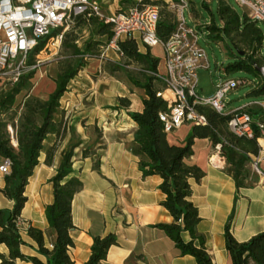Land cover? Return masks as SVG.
<instances>
[{"label":"trees","instance_id":"1","mask_svg":"<svg viewBox=\"0 0 264 264\" xmlns=\"http://www.w3.org/2000/svg\"><path fill=\"white\" fill-rule=\"evenodd\" d=\"M121 2L131 5H157L159 18L156 34L161 40H165L175 28L174 11L169 9L163 0ZM188 2L193 4V15H198L196 2ZM212 2L215 4V12L211 11L205 2L199 1V5L208 12V19L202 28L209 40L217 45L221 42L228 49L231 61L225 65L224 71L243 70L253 74L257 86L252 87L248 94L264 95V82L255 70V66H264L261 28L245 13L239 14L229 1ZM86 24L93 26L90 37L82 46H78L76 41L80 36L79 30ZM110 36L111 27L103 20L92 16H76L69 29L62 34L60 47L65 49L67 56L59 63V69L52 77L54 88L45 99L26 93L22 101L15 105L17 94L32 86L30 79L34 71L23 75L18 82L0 88V156L10 161L9 172L2 175L3 187L0 188V193L13 202L11 208H0V246H3V249H0V264H16L17 259L33 264H73L68 254L69 247L73 245L70 235L73 229L71 200L80 190L82 182L72 166V157L74 148L82 141L76 138L74 130L63 122L59 100L67 90L70 80L86 65L84 57H97L98 48L105 44ZM45 40L43 38L38 41L33 53L41 50ZM118 45L123 61L128 65L139 66L140 78L135 79L128 74V79L144 93L141 109L128 112L136 124L133 140L137 146L138 169L142 178L151 175L161 178L158 189L164 194V199L160 204L172 217L169 223H156L153 226L163 230L180 254L193 256L196 264H213L206 250L204 237L196 230L200 217L197 207L190 200L192 189L189 179L198 182L204 171L196 164L187 163L186 159L193 154L192 145L195 138H205L212 146L219 144V153L224 157L228 166L227 172L232 176L236 187L248 186L251 183L245 181L248 174L246 163L249 162L250 155L259 151V132L253 124L252 136H236L227 128V116L221 115L209 105L197 103L195 109L204 115L206 122L192 124L182 143H170L158 117L159 112L166 111L168 107L167 102L155 94L159 82L154 73L157 72L159 59L150 53L148 47L144 52L138 51L134 39L125 38L120 40ZM117 100L119 106L128 108L129 98L122 96ZM14 105L18 111H12ZM10 111L13 113L9 114ZM245 111L252 119L264 118L260 107H249ZM8 126L13 130L12 136ZM66 130L70 132L71 139L61 151L55 172L48 180L52 185L53 197L51 202L44 205L47 229L43 231L32 225L26 227L25 232L36 244L37 252L36 255H27L21 250L26 241L22 238V229L17 224L26 201L24 187L38 162L37 158L43 150V140L47 134L55 136V141L45 151L44 161L50 164L57 140ZM94 153L90 145L81 150L83 158ZM183 232L189 235L186 241L182 238ZM223 237L232 264H264V232L256 233L244 242H238L231 235L229 224L226 223ZM45 238L50 246L45 245ZM115 243L114 233L93 235L89 256L83 264H101L108 248Z\"/></svg>","mask_w":264,"mask_h":264},{"label":"crops","instance_id":"2","mask_svg":"<svg viewBox=\"0 0 264 264\" xmlns=\"http://www.w3.org/2000/svg\"><path fill=\"white\" fill-rule=\"evenodd\" d=\"M94 1L99 4L101 11L106 9L103 5L107 0ZM163 1L166 3L168 0ZM129 5L131 4L114 0L108 7L110 13L106 15ZM84 26L88 32L93 28L90 24ZM81 38L82 35L76 41L78 46ZM88 38L89 36L86 39ZM136 42L138 51L144 52L147 47ZM86 77L89 79H85ZM100 84L104 86L102 90L99 88ZM53 88L52 82L48 92L40 98L45 99ZM134 88L133 92L126 95L124 80L108 77L94 81L86 72L81 71L70 80L59 100L63 122L82 141L74 148L72 157V166L80 177L82 186L71 200L73 229L70 235L73 245L69 247L68 254L73 264H83L90 253L92 236L114 233L116 243L108 248L101 264H196L193 256L180 254L163 230L153 226L156 223H169L172 217L160 204L164 199V194L158 189L161 178L158 175L142 178L138 169L137 146L133 140L136 124L128 112L141 109L144 93L141 88ZM134 92L139 95L135 105L134 98L130 97ZM122 96L129 98L128 108L119 106L117 98ZM112 106L117 107L111 108ZM191 125L184 123L166 133L167 140L170 143H182ZM260 138L264 140V137L257 139L259 151L250 155V158L264 154ZM70 139L71 134L66 130L57 140L51 163L47 164L44 161L45 151L55 141L54 134H47L38 162L27 179L24 187L26 201L20 212L23 220L21 236L26 241L21 246L24 254H37L36 244L27 236L26 227L32 225L43 231L47 229L44 205L51 202L53 197L52 185L48 180L54 174L61 151ZM12 142L16 143L14 139ZM89 145L95 153L83 158L81 150ZM192 150L193 154L186 162L196 164L204 171L198 182L189 179L192 189L190 200L197 207L200 217L196 230L204 237L205 247L213 264H232L224 246V226L229 224L230 233L238 242L264 232V184L258 181L256 175H251V168L248 170L249 160L246 163L248 174L245 181L251 184L237 188L227 172L225 159L223 162L219 161L218 166L209 163L208 158L215 152V148L205 138H195ZM2 161L3 157L0 156V163ZM261 166L264 168V160ZM2 187L1 174L0 188ZM12 204L11 200L0 193V208H11ZM182 238L188 240V233L183 232ZM45 245L50 246L47 238ZM16 264L33 263L17 259Z\"/></svg>","mask_w":264,"mask_h":264},{"label":"built area","instance_id":"3","mask_svg":"<svg viewBox=\"0 0 264 264\" xmlns=\"http://www.w3.org/2000/svg\"><path fill=\"white\" fill-rule=\"evenodd\" d=\"M141 2L142 0H136ZM244 8L246 16L264 25V0H233ZM167 6L176 13V25L170 35L161 40L157 37L156 26L159 8L155 4L140 3L104 15L94 0H0V88L12 85L35 70L40 61L39 53L49 49V43L60 42L63 32L68 29L76 16L95 17L108 23L111 36L104 44V51L111 49L122 56L118 45L125 38L134 39L146 47L159 45L162 50V71L154 76L159 82L156 96L167 102V110L159 112V120L166 133L172 132L184 123L204 124V115L195 109L197 103L214 108L227 116V128L236 136H252L253 124L264 137V121H254L245 109L256 106L264 112V99L247 104L227 107L225 97L239 86H257L255 79L220 77L214 82L215 90L210 96L196 92L198 68H208L205 51L198 44V32L185 23L183 11L188 8L187 0H168ZM57 33L54 34V32ZM45 38L41 50L33 53L38 41ZM103 47V46H102ZM208 158L215 166L224 157L219 153V144ZM215 158V159H214ZM264 154L250 158L251 171L264 184V168L261 166ZM10 161L3 158L0 174L9 172ZM21 227L23 220L19 217Z\"/></svg>","mask_w":264,"mask_h":264},{"label":"rangeland","instance_id":"4","mask_svg":"<svg viewBox=\"0 0 264 264\" xmlns=\"http://www.w3.org/2000/svg\"><path fill=\"white\" fill-rule=\"evenodd\" d=\"M114 0H107L106 4L103 5L106 7L105 10H102L104 15L110 13L108 7L113 4ZM188 1V0H187ZM197 4V11L198 15H193L191 11V6L193 4L188 2V8L184 9L183 16L185 23L197 30L198 32V44L202 47L205 51L206 58L209 64V67L206 68H198L196 70L197 75V87L196 92L201 96H210L213 94L215 90L214 82H216L220 77L226 78H245V79H253L256 78L253 74L243 71H230L225 72L224 67L225 65L231 61V58L228 54V49L223 46L221 42L218 45L206 36L205 32L203 31V24L208 19V12L199 5V1L205 2L208 6H210L211 11L215 12V4L212 0H194ZM229 3L235 8V10L239 14L245 13L244 8L236 4L233 0H227ZM174 11V10H173ZM175 16V23H176V13L174 11ZM258 26L261 28L262 31V47L261 53L264 55V25L261 22H258ZM69 29V28H68ZM66 29V30H68ZM65 30V31H66ZM84 30V31H83ZM79 34L82 35V38L79 39V44L82 46L84 40L89 36L90 32L88 29L83 26L79 30ZM87 40V39H86ZM83 42V43H82ZM60 42H53L49 43V49H45L41 53H39L40 63L39 66L33 70V75L30 79L32 86L29 89H23L19 94L16 96L15 105H18L24 95L26 93L32 92L33 95L38 97L45 95L49 90V84L52 83V77L55 75L57 70L59 69V63L64 60L67 56L65 49L60 47ZM103 47L98 48V56L97 57H84V61L86 65L79 70V72L83 71L86 72L87 75L90 77L91 80H105L108 77H112L114 79H121L124 80L126 83V95L133 92L132 89H135L134 85L128 79V74H130L135 79L140 78L139 73V66L137 65H128L125 61H123L121 56H117L114 51L108 49L104 51V44ZM151 54L159 59V70L162 71V50L159 45L153 46L150 48ZM83 75V74H82ZM82 77H85L83 75ZM89 79V78H85ZM44 80V81H43ZM102 86V84H100ZM104 85V84H103ZM99 86L100 90L104 86ZM252 89L251 85H243L236 88L234 91L229 92L226 97L225 101L227 103V107H236L240 105L247 104L253 100H261L264 99V95H251L248 94ZM134 95H130V97L134 98V105L138 101V92H134ZM13 106V110H17L16 106ZM12 111L8 112L13 113ZM17 120V116H15V121ZM8 131L12 136L13 130L10 126H8ZM248 170L250 169L248 163ZM252 176L255 174L250 170ZM1 177V174H0Z\"/></svg>","mask_w":264,"mask_h":264},{"label":"water","instance_id":"5","mask_svg":"<svg viewBox=\"0 0 264 264\" xmlns=\"http://www.w3.org/2000/svg\"><path fill=\"white\" fill-rule=\"evenodd\" d=\"M255 70L264 82V66H255Z\"/></svg>","mask_w":264,"mask_h":264},{"label":"bare ground","instance_id":"6","mask_svg":"<svg viewBox=\"0 0 264 264\" xmlns=\"http://www.w3.org/2000/svg\"><path fill=\"white\" fill-rule=\"evenodd\" d=\"M259 143L262 144V145H264V140L260 138L259 139Z\"/></svg>","mask_w":264,"mask_h":264}]
</instances>
